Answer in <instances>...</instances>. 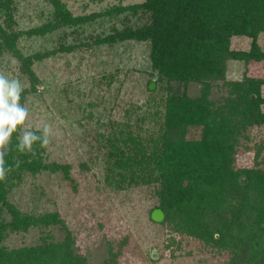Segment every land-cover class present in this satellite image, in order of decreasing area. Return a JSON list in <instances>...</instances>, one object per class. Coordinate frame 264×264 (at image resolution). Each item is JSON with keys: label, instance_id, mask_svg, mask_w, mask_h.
<instances>
[{"label": "trees", "instance_id": "obj_1", "mask_svg": "<svg viewBox=\"0 0 264 264\" xmlns=\"http://www.w3.org/2000/svg\"><path fill=\"white\" fill-rule=\"evenodd\" d=\"M42 1L51 9L49 18L18 30L13 19L15 0H0V54L18 59L20 72L28 77L22 105L25 95L35 92L37 84L29 66L55 51L23 57L17 40L81 26L94 17L73 16L65 7L66 0ZM112 1L117 4L99 16L130 11L140 13L145 22L113 29L95 39V44L146 43L154 83L163 85L165 96L161 128L154 138L142 143L130 135L105 138L106 184L115 189L154 186L153 209L163 214L157 224L224 252V264H264V166L256 162L264 149V76L243 74L239 81L224 77L227 61L264 63V50L256 42L264 35V0H140L126 6L120 5L121 0ZM232 37L249 39L248 49H231ZM192 83L200 87L196 97L186 94L187 85ZM213 88L219 90L217 98L211 95ZM192 127L200 128L199 138L187 140L186 132ZM253 127L262 130L253 167L235 168L239 141H248ZM17 138L18 132L12 136L5 160L8 164L18 160L20 165L0 181V264H91L79 253L57 213L32 215L8 202V193L23 173L34 176L60 170L67 175L66 167L43 161L39 143L33 145L35 154L16 151ZM51 226L61 232L59 240L49 234L39 237L36 245H4L9 234ZM116 258L110 252L99 264H116Z\"/></svg>", "mask_w": 264, "mask_h": 264}, {"label": "rangeland", "instance_id": "obj_2", "mask_svg": "<svg viewBox=\"0 0 264 264\" xmlns=\"http://www.w3.org/2000/svg\"><path fill=\"white\" fill-rule=\"evenodd\" d=\"M138 2L121 0L120 5ZM64 3L73 16L94 15L93 21L42 37L23 36L16 47L23 57L55 51L29 66L37 84L35 92L25 95L23 105L29 109L28 127H51L50 143L43 147V161L66 167L67 175L60 170L34 176L23 173L8 193V202L32 215L57 213L75 247L91 264H99L110 252L116 255V264H224V252L186 234L174 233L167 225L149 221V212L156 206L154 186L115 189L105 181V138L112 134L117 138L130 135L137 142L154 138L162 124L165 93L163 85L154 83L156 77L147 58L146 43L122 41L108 46L95 44V39L113 29L140 25L145 22L144 17L130 11L99 16L117 4L112 0ZM14 6L13 19L18 30L35 27L50 16L51 9L42 0H15ZM249 42L245 37H232L229 44L233 50H247ZM256 42L264 50V35ZM60 47L62 51L58 50ZM19 69L18 59L0 54V71L18 78L28 89V77ZM243 74L264 76V63L226 62V81H239ZM149 83L153 84L151 90H147ZM199 89L198 84H188L186 94L196 97ZM261 90L264 95V87ZM218 92L213 88L211 95L217 98ZM248 134V141H239L235 168L253 167L252 158L262 130L253 127ZM199 135L200 128L192 127L187 130L186 139L195 140ZM259 158L256 162L262 167L264 149ZM49 234L55 240L62 236L52 226L45 230L30 228L26 233L9 234L4 245H36L39 237ZM154 251L156 257L152 255Z\"/></svg>", "mask_w": 264, "mask_h": 264}, {"label": "clouds", "instance_id": "obj_3", "mask_svg": "<svg viewBox=\"0 0 264 264\" xmlns=\"http://www.w3.org/2000/svg\"><path fill=\"white\" fill-rule=\"evenodd\" d=\"M24 87L20 80L0 71V181H5L11 171L18 168L20 161L8 164L6 155L12 144V136L19 132L16 151L35 154L33 145L45 147L50 143L51 127L48 124L32 129L26 125L29 109L20 103ZM154 257L157 253H152Z\"/></svg>", "mask_w": 264, "mask_h": 264}, {"label": "water", "instance_id": "obj_4", "mask_svg": "<svg viewBox=\"0 0 264 264\" xmlns=\"http://www.w3.org/2000/svg\"><path fill=\"white\" fill-rule=\"evenodd\" d=\"M152 88H153V84L150 83L148 85V89L151 90ZM149 218L154 223H160L162 221V219H163V214H162V212L159 209H153L150 212Z\"/></svg>", "mask_w": 264, "mask_h": 264}]
</instances>
